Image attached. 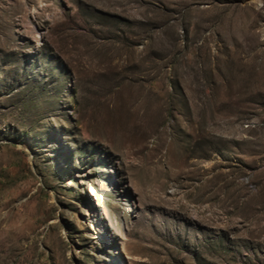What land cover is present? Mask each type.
I'll return each mask as SVG.
<instances>
[{"label": "rangeland", "instance_id": "rangeland-1", "mask_svg": "<svg viewBox=\"0 0 264 264\" xmlns=\"http://www.w3.org/2000/svg\"><path fill=\"white\" fill-rule=\"evenodd\" d=\"M0 264H264V0H0Z\"/></svg>", "mask_w": 264, "mask_h": 264}]
</instances>
